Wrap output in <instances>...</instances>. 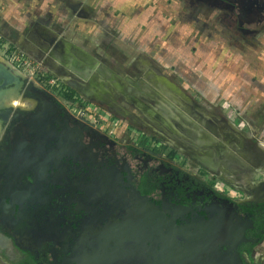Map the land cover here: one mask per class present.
<instances>
[{"label": "flooded vegetation", "instance_id": "af4514ba", "mask_svg": "<svg viewBox=\"0 0 264 264\" xmlns=\"http://www.w3.org/2000/svg\"><path fill=\"white\" fill-rule=\"evenodd\" d=\"M218 1L232 11L236 27L243 33L253 34L264 22V0L207 2L213 6ZM72 8L78 12L77 7ZM31 24L41 39L45 32L38 27L44 26L40 21ZM108 55L112 57L115 52ZM100 66L101 73L92 78L97 87L114 86L130 105L145 107L152 119L177 137L185 132L191 135L185 137L188 147L182 154L196 163V171L182 168L161 153L159 147L165 143L159 139L165 138L163 132L150 122L144 123L130 109L126 114L130 121L140 123V136L129 134V139H115L70 112L52 95L51 87L37 85L22 75L19 96L25 105L12 102V93L0 99V200L8 191L25 192L29 182L38 183L40 191H28L12 219L0 215V264H157L150 261L148 247L157 249L160 259L159 250H164L159 241L171 230L165 218L176 221V241L180 245L185 237L210 242L204 259L189 264H264V178L249 187L232 183L239 187L233 193L223 189L228 185L215 180L225 169L228 157L235 154L230 150L234 146L240 153L256 156L247 167L240 166L241 173L249 172V167L255 170L256 165L264 167V157L260 159L259 151L256 153L257 149L244 141L257 143L255 136L245 134L241 120L237 129L232 127L237 126L230 121L237 116L229 113L232 108L227 116L217 102L199 103L194 99L183 104L181 110L171 106L174 117L161 99L152 97L154 105L149 104L132 89L144 93L147 80L143 78L150 76L177 92L180 84L149 66H141L139 72L135 66L123 71L106 61ZM61 85L59 89L67 86L66 91L74 93L72 87ZM113 96L107 95L116 98L113 102L107 97L104 102H112L116 108L126 104ZM225 105L229 106L228 101ZM167 114L173 125L164 120ZM146 128L152 130L148 139L157 143L149 145L144 140ZM246 180L244 184H250ZM122 219L129 220L127 228L117 224ZM120 236H125L126 242L116 247L115 237ZM176 247L172 248L174 252L178 251Z\"/></svg>", "mask_w": 264, "mask_h": 264}, {"label": "rangeland", "instance_id": "374dc122", "mask_svg": "<svg viewBox=\"0 0 264 264\" xmlns=\"http://www.w3.org/2000/svg\"><path fill=\"white\" fill-rule=\"evenodd\" d=\"M62 1L69 7L68 11H64L65 16L63 11L59 10ZM62 1L49 0L47 8L42 12L39 8V0H20L21 11L27 24L22 29L16 27L15 30L8 28L6 24L0 25V59L13 65L16 71L28 80H32L33 83L37 85L45 83L47 87H51L49 91L52 95L70 112L90 121L89 123L95 127L99 126L102 132L109 134L112 138L129 139V134L135 136L141 128L139 122L130 121L126 114V111L129 112L128 109H130L142 117L144 123L150 122L163 132L165 138L159 139L160 143H165L159 147L161 153L182 168L191 172L196 171V163L190 161L188 155L182 154L188 147L185 145L187 142L185 137L191 136L188 132H185L187 136L182 134L184 136L177 137L172 131L152 119L145 107H140L138 103L136 106L130 105L125 95L118 93L114 86L109 87L103 84L104 89H102L97 87L94 80L92 81V78L99 76L97 68L100 67L101 70L100 65L105 61L110 64L115 63L123 71L135 66L139 72L141 66H149L159 75L180 84V87L177 92L163 81L152 80L151 76L144 77L143 79L147 80V84L144 80V93L132 89L139 94L141 100L153 104L152 97L161 99L162 105L166 109L168 107L171 116L174 117L171 106H175V110L177 108L181 110L183 104L186 106V102L194 99L201 103H207L206 100L217 102L222 106L221 111L227 116L229 107L232 108L229 113L237 115L230 119L237 126L230 125L237 129L241 120L245 125L243 130L246 131V135H254L257 141H264V133L251 131V127L249 128L245 123L246 121L252 124L250 120L253 119L260 126L264 125V103H258L261 98L259 101L250 100L242 103L246 99H252L251 93L245 89H252L251 78L258 75V67H261L258 59L259 57L261 60L264 59V22L258 24L259 27L253 34L243 33L236 27L232 11L222 6L219 1L213 6L207 2L208 0H95V4L99 3L97 6L94 4L87 6L82 0ZM56 4L59 8L55 10ZM25 6L29 7L28 12H25ZM74 6L77 7L78 14L72 8ZM82 10V15L78 16ZM100 12L102 15L98 21H95ZM33 21H40L45 27L43 28L62 43H70L69 58L72 56L79 60L78 69L72 67L68 61L69 58L65 59L54 49L46 48L47 45L34 32L31 24ZM73 29L75 30L72 34L74 38L70 34ZM17 30L21 33L18 34ZM41 46L45 49H41ZM110 52H115V55L110 57L108 55ZM72 61L75 63V60ZM83 66H87L85 79L81 77L82 74L76 73V71L81 72ZM243 73L245 75L242 82L240 77ZM68 76L69 82L65 79ZM100 77L105 80L103 75ZM81 81L84 85L80 89L71 85L76 98L65 99L64 93L67 92V86L59 89L60 84L69 86ZM238 83H243L245 93L248 92L246 99L240 101V107L236 106V99H234L237 98L236 94H239L235 90ZM153 85L157 88L154 89ZM217 88L221 90L218 91ZM127 90H131L130 87L127 86ZM245 93L240 92V96ZM12 94L9 96H13L14 99L15 95ZM218 94H223L220 100L217 97ZM107 95L119 97L126 104L122 105V108H116L112 103L116 98L109 99ZM15 98L16 103L25 105L26 102L20 96ZM104 98L112 102L108 104L104 102ZM226 99L232 101L237 108L229 102V106L225 105ZM252 103L255 105L252 106ZM165 117L164 120L172 124L168 114ZM131 122L134 124L132 125ZM145 130L147 136L141 135L147 144L157 143V140L148 139L152 130L147 128ZM244 141H247L249 146H254L257 149L255 152L259 151L258 156L260 155V159H263L264 152L261 149L264 148L259 145L260 142L257 144L254 140L251 143L248 140ZM230 150L235 154L228 157L229 161L224 164L225 169L221 168L222 170L217 173L216 182L228 185L223 189L232 193L239 189L232 183L237 182L245 187L253 185L254 182L258 185V180L264 178V167L256 165L255 170L249 167V172L246 173H241L240 169L241 165L247 167L251 158L256 159L255 153L253 155L246 152L240 153L235 146ZM169 154L171 156H168ZM245 177L250 184H244Z\"/></svg>", "mask_w": 264, "mask_h": 264}, {"label": "water", "instance_id": "95a60500", "mask_svg": "<svg viewBox=\"0 0 264 264\" xmlns=\"http://www.w3.org/2000/svg\"><path fill=\"white\" fill-rule=\"evenodd\" d=\"M76 7V6H75ZM38 27V26H37ZM40 27V28H39ZM38 29H43V31L45 33H41V40L47 45V49L51 48L54 49L58 54H60V56L66 58H69L70 56V52L69 49L71 47L70 43H62L60 40H57L55 38H53V36L50 35V33L48 34V32L46 31V29L42 28L39 25ZM54 43V44H53ZM41 49H45L44 47H41ZM51 54V53H49ZM57 58V57H56ZM58 60L60 59L57 58ZM74 58L71 57V64L72 67H74V69H78V63L77 61H75V63H73ZM77 60V59H76ZM70 64V65H71ZM87 66H83L82 67V71L81 72H77L79 74H82L81 77L82 78H86V74H85V70H86ZM97 71H100V67L97 68ZM101 73V71H100ZM69 75V74H68ZM80 77V75H79ZM69 76L66 77L67 82H69L70 79ZM22 75L16 71V70H12L10 68V65L7 64L5 61L0 60V99H3L7 93H14L15 96H19L20 94V87L22 85ZM84 84V82H80V83H74V84H69V86L71 87V85H73L75 88H79L81 87V85ZM22 99V98H21ZM23 100V99H22ZM152 112V111H150ZM12 170V169H10ZM35 177L33 175H31V179H34ZM40 186L38 183H28V186L26 187V191L23 192L22 190L19 191H13V192H6V196H3L0 200V204L2 206V211L0 212L1 218L4 219L6 217H3V215H6L9 219H12L14 217V213H15V208H17V212L20 210V208L23 206L22 202L24 199V196L28 194V191H31L32 189H36L38 190V187ZM40 191V190H38ZM17 193V194H16ZM18 198H17V196ZM153 209L158 210L157 207H154ZM8 213V214H7ZM157 216V215H156ZM160 220H162V217L159 218ZM166 224H168L167 226H170L171 230L169 231L170 233L168 235H165L163 237V239H161L160 245L161 248L164 250H159V256L160 259H158L157 257V249H151L150 247H148L149 249V254L151 253V260H154L157 262V264H189L190 261L194 260L195 262L198 261H202L204 259V255L203 252L205 251V247L209 246L210 242L208 240H203L200 241L198 240L196 237H191V238H183V242L184 244L180 245L179 243H177L176 241V229L178 227H175L176 225V221L174 219H170V218H165ZM129 220H118L117 224L121 225V227L123 228H127ZM148 224V222H146V225ZM115 246L118 247L119 243L121 242H126L125 240V236H120V237H115ZM151 242V241H150ZM129 244V243H128ZM179 244V245H178ZM177 246L176 248L178 249L177 252L173 251V247ZM152 251L153 253L155 252V254L152 255ZM208 264V263H207ZM211 264H219V262H213ZM222 264V263H220Z\"/></svg>", "mask_w": 264, "mask_h": 264}, {"label": "crops", "instance_id": "0c3cea01", "mask_svg": "<svg viewBox=\"0 0 264 264\" xmlns=\"http://www.w3.org/2000/svg\"><path fill=\"white\" fill-rule=\"evenodd\" d=\"M60 1H62V0H60ZM96 1H99V0H96ZM17 2H20V0H17ZM82 2L84 3V4H86L87 6H91V5H96L97 6V4H99L98 2H96V4H95V0H90V1H88V0H82ZM62 4H61V6H60V8H59V5L58 4H56V6H55V10L56 9H58L59 8V10H61V12L63 11V15H64V11H68V9H69V7L67 6V4H64L63 3V1L61 2ZM102 5H104V4H102ZM0 8H7V7H9L10 6V0H0ZM29 8V7H28ZM27 6H25V9H26V11L25 12H28L27 11ZM100 8V7H99ZM102 8H104L103 6H102ZM37 14V13H36ZM100 15H102L101 14V12L99 13V14H97V16H96V18H95V21L97 20L98 21V19L100 18ZM34 16V15H33ZM65 16V15H64ZM103 17V16H102ZM32 18H34V17H32ZM79 19H81V18H79ZM95 22H93V24H94ZM4 25L5 26V24L6 25H8V28H10V29H12V30H15V29H17L16 27H13V26H10V24L9 23H5L4 21H2V20H0V25ZM95 25V24H94ZM84 26V25H83ZM88 25H86V27H87ZM100 27V26H99ZM5 28V27H4ZM83 29V28H82ZM78 30H80V29H78ZM74 29L71 31V37H73L72 36V34L74 33ZM17 33L18 34H20L21 32H20V30H17ZM74 38V37H73ZM72 57V56H71ZM71 57L69 58V63H71ZM74 58V60L75 61H77V63H78V66H79V60L76 58V57H73ZM77 59V60H76ZM258 61H259V65H261V67H258V72H257V76H252V89L251 90H249V89H245L246 91L248 90V92H250L251 93V95H252V99H246V97L248 96V92L247 93H245V91H244V84L242 85L241 83H238V84H236V86H238L235 90L236 91H238V93L239 94H236V96H237V98H234V99H236V106L237 107H240L239 106V104H240V101L242 100V99H246V100H244V101H242V103H246V102H249L250 100L252 101H259L260 100V98H261V100H263V102H258V103H264V59L263 60H261V58L259 57V59H258ZM253 68H254V66H253ZM256 70V69H255ZM255 72V71H254ZM244 73L242 74V77H240V79L242 80V82L244 81L243 79V77H244ZM254 75H255V73H254ZM254 78H256V79H254ZM66 79V78H65ZM241 84V85H240ZM234 86V85H233ZM236 86H234V87H236ZM216 90H218V91H220L221 89H216ZM230 91V89L228 90V92ZM227 92V91H226ZM240 92H242V93H245V94H243V96H240ZM219 95V94H218ZM223 95V94H222ZM222 95H219L220 97H223ZM259 96V97H258ZM226 101H228L232 106H234L235 108H237L235 105H234V103L232 102V101H230V100H228V99H226ZM252 101V102H253ZM255 104L254 103H252V106H254ZM264 105V104H263ZM233 107V108H234ZM242 112H243V110H242ZM241 112H239V114H240ZM240 115H242V114H240ZM244 115H246V114H244ZM243 118H245L244 116H242ZM251 122H252V124H250V123H248V122H246V123H248V124H250L249 125V128L251 129V131H253V132H262V133H264V125L262 126H260L259 124H257V121H255V120H253V119H251L250 120ZM233 127V126H232ZM264 138V137H263ZM260 141H258L257 142V144L259 143ZM259 145L260 146H262L263 148H264V141L263 142H260L259 143Z\"/></svg>", "mask_w": 264, "mask_h": 264}, {"label": "clouds", "instance_id": "9594fccd", "mask_svg": "<svg viewBox=\"0 0 264 264\" xmlns=\"http://www.w3.org/2000/svg\"><path fill=\"white\" fill-rule=\"evenodd\" d=\"M48 2L49 0H39V8L42 12L47 8ZM0 20L20 29L27 24V20L21 11V3L17 0H10L9 7L0 8Z\"/></svg>", "mask_w": 264, "mask_h": 264}, {"label": "trees", "instance_id": "16d2710c", "mask_svg": "<svg viewBox=\"0 0 264 264\" xmlns=\"http://www.w3.org/2000/svg\"><path fill=\"white\" fill-rule=\"evenodd\" d=\"M74 93L72 92V93H70V92H65L64 93V96L66 97V98H68V99H70V100H74V98H73V95Z\"/></svg>", "mask_w": 264, "mask_h": 264}, {"label": "bare ground", "instance_id": "6f19581e", "mask_svg": "<svg viewBox=\"0 0 264 264\" xmlns=\"http://www.w3.org/2000/svg\"><path fill=\"white\" fill-rule=\"evenodd\" d=\"M12 99H13V96H11V101H12ZM14 100H16V98H15V97H14L13 101H14ZM15 102H16V101H15ZM20 106H21V105H20ZM263 195H264V194H263ZM261 196H262V195H261Z\"/></svg>", "mask_w": 264, "mask_h": 264}]
</instances>
